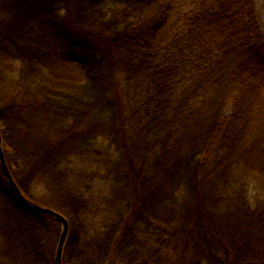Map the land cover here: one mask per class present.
<instances>
[{
  "label": "trees",
  "instance_id": "16d2710c",
  "mask_svg": "<svg viewBox=\"0 0 264 264\" xmlns=\"http://www.w3.org/2000/svg\"><path fill=\"white\" fill-rule=\"evenodd\" d=\"M0 133L62 264H264L256 0H0ZM60 234L0 163V264Z\"/></svg>",
  "mask_w": 264,
  "mask_h": 264
},
{
  "label": "water",
  "instance_id": "95a60500",
  "mask_svg": "<svg viewBox=\"0 0 264 264\" xmlns=\"http://www.w3.org/2000/svg\"><path fill=\"white\" fill-rule=\"evenodd\" d=\"M0 163H1V167H2L5 175L9 181L11 188H12L13 192L15 193V195L17 196L21 205H23L25 208H27L29 210L38 211V212H42V213L48 214L50 216H53V217L57 218L59 220V222L61 223V234H60V238H59L58 246H57V251H56V264H62L63 248H64L65 242H66L68 234H69V221L67 220V218L63 214H61V213H59L53 209L35 204L25 197V195L22 193L21 189L18 187L17 183L15 182L13 175L9 169V166L6 162V158H5V154H4V150H3L1 133H0Z\"/></svg>",
  "mask_w": 264,
  "mask_h": 264
},
{
  "label": "rangeland",
  "instance_id": "374dc122",
  "mask_svg": "<svg viewBox=\"0 0 264 264\" xmlns=\"http://www.w3.org/2000/svg\"><path fill=\"white\" fill-rule=\"evenodd\" d=\"M256 4H257L259 22H260L261 28L264 32V0H256ZM70 68H71V71H73V72H79L80 71V67L78 65H75V64L70 65ZM93 185H94L93 190L95 189V191H97V192H99L100 189H102V183L98 179L93 183ZM261 192H262V190L260 189L258 184H256L255 182H252V184H251L252 196H256L257 194H259Z\"/></svg>",
  "mask_w": 264,
  "mask_h": 264
}]
</instances>
